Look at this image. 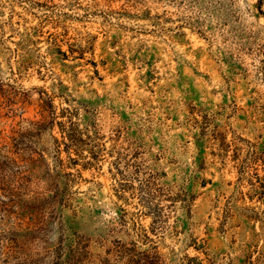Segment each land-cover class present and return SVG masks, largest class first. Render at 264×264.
Returning a JSON list of instances; mask_svg holds the SVG:
<instances>
[{"label": "rangeland", "instance_id": "1", "mask_svg": "<svg viewBox=\"0 0 264 264\" xmlns=\"http://www.w3.org/2000/svg\"><path fill=\"white\" fill-rule=\"evenodd\" d=\"M255 172L264 0H0V264H264Z\"/></svg>", "mask_w": 264, "mask_h": 264}, {"label": "trees", "instance_id": "2", "mask_svg": "<svg viewBox=\"0 0 264 264\" xmlns=\"http://www.w3.org/2000/svg\"><path fill=\"white\" fill-rule=\"evenodd\" d=\"M253 177L255 178V180H252V184L254 185L252 188L253 193L257 195L259 199L264 200V176H261L258 172H255Z\"/></svg>", "mask_w": 264, "mask_h": 264}]
</instances>
